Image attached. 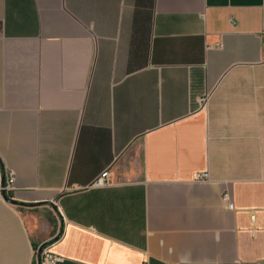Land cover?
<instances>
[{
	"label": "crops",
	"instance_id": "0c3cea01",
	"mask_svg": "<svg viewBox=\"0 0 264 264\" xmlns=\"http://www.w3.org/2000/svg\"><path fill=\"white\" fill-rule=\"evenodd\" d=\"M9 170L0 264H264V0H0Z\"/></svg>",
	"mask_w": 264,
	"mask_h": 264
},
{
	"label": "built area",
	"instance_id": "2783aa9c",
	"mask_svg": "<svg viewBox=\"0 0 264 264\" xmlns=\"http://www.w3.org/2000/svg\"><path fill=\"white\" fill-rule=\"evenodd\" d=\"M208 100V94L201 99V104L203 107L207 106ZM15 178L16 174L13 170L6 172V182L0 186V199L7 200L10 198V192L13 189ZM196 179L205 181L209 180L210 176L207 171L201 172L197 174ZM108 183H110L108 172H104L102 176L96 180L97 185H106ZM222 200L229 209L233 210L235 208L228 191L224 192ZM60 259V256L56 255L50 250V242L41 244L35 250V264H57Z\"/></svg>",
	"mask_w": 264,
	"mask_h": 264
}]
</instances>
